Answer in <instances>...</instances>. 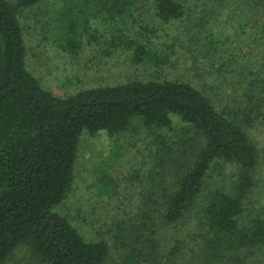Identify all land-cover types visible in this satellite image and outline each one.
Returning <instances> with one entry per match:
<instances>
[{
  "label": "trees",
  "instance_id": "trees-1",
  "mask_svg": "<svg viewBox=\"0 0 264 264\" xmlns=\"http://www.w3.org/2000/svg\"><path fill=\"white\" fill-rule=\"evenodd\" d=\"M51 1L0 0V264L23 245L41 264H106L108 244L87 241L55 209L68 197L84 134L104 133L114 140L142 131L156 155L167 162L159 163V176L164 184H173V192L170 185L164 189V223L175 226L198 210L205 230L200 264H223L239 253L264 255V209L251 216L248 208L264 188V170L260 179L254 174L264 167V157L247 130L264 125V0H218L217 12L226 18L202 37L199 54L216 58L217 73L226 77L235 73L232 66L239 60L228 57L229 35L216 34L234 29L246 34L258 24L255 13L260 14L254 38L258 47L252 54L260 52L263 64L239 68L235 105L220 109L201 89L184 81L130 80L66 97L48 91L27 69L24 11L44 6L48 21L67 36L73 51L81 45L83 30L101 21L119 33L111 45L132 51L133 60L143 64L161 57L166 63L168 55L152 50L151 38L158 28L144 27L141 1L151 2L153 24L169 25L187 17L180 0H64L49 7ZM205 12L217 14L212 7ZM34 17L38 22L41 12L36 10ZM127 24L134 25V37ZM220 84L216 80V86ZM174 120L181 128H175ZM227 164L237 168L230 182L223 174ZM213 176L224 182L212 185ZM263 202L262 193L260 205ZM154 212L145 211L142 223L118 235L122 246H132L123 264H163L153 237ZM180 252L175 245L166 258L178 264Z\"/></svg>",
  "mask_w": 264,
  "mask_h": 264
},
{
  "label": "rangeland",
  "instance_id": "rangeland-1",
  "mask_svg": "<svg viewBox=\"0 0 264 264\" xmlns=\"http://www.w3.org/2000/svg\"><path fill=\"white\" fill-rule=\"evenodd\" d=\"M180 1L186 7L187 17L169 25L153 24L155 19L151 2L141 1L144 5V27L149 24L158 28L157 34L151 38L155 45L152 50L159 55H168L166 63L163 62V57L158 62L136 63L132 51L111 45L113 36L119 33L104 27L101 21L95 22L89 30H83L81 45L73 51L70 43L65 41L67 36H63L48 21V14L42 11L44 6L26 10L21 15V25L27 51V69L45 89L61 97L95 87L121 85L130 80H170L195 85L218 109L233 107L235 102L232 98L241 81L242 72L239 68H257L263 64L260 52L252 54L258 47L254 38L260 28V14L255 13L253 21H258V24L255 27L252 25L246 34L235 29L216 34L229 35L231 41L227 48L228 57L235 55L239 60L237 65L232 66L235 73H226L228 78H222L217 73L220 65L218 60L212 56L205 59L199 54L204 34L212 30L211 27L218 21L226 18L225 14L220 17L217 12L218 0ZM63 2L64 0H53L49 2V7L62 5ZM211 7L217 14L205 12L210 11ZM36 10L41 12L38 22L34 17ZM44 17L47 20L45 24ZM125 26L134 37L135 33L131 30L134 25ZM216 80L221 84L216 86ZM174 124L176 129L181 128L177 120H174ZM247 130L264 157V125L257 123ZM155 149L149 136L143 134V131L140 134L130 132L114 140L104 133L95 137L84 134L82 137L71 189L67 199L55 211L67 218L87 241H104L108 244L110 254L106 264L124 263L132 246H122L118 235L123 236V229H132L134 225L142 223L143 213L149 209L155 210L152 213L155 221L152 231L162 259L160 262L172 264L166 257L178 245L182 248V252L178 253V264H200L205 230L198 210L188 213L175 226L164 223V189L168 185L171 192L174 189L172 182L164 184L163 178L159 176L162 175L163 165L159 163L166 161L159 154L156 155ZM263 170L264 167L261 166L258 173H254L257 179L261 178ZM236 173V166L224 165L226 182H230ZM224 179L213 176L210 182L214 185L218 181L224 182ZM262 193L264 194V188L261 186L259 195L250 199L252 204L248 208L251 216L260 214L264 209L260 205ZM145 245L148 248L146 241ZM236 256L235 259L230 258V261L226 259L223 264H264V255L239 253ZM5 264L41 263L23 245Z\"/></svg>",
  "mask_w": 264,
  "mask_h": 264
}]
</instances>
